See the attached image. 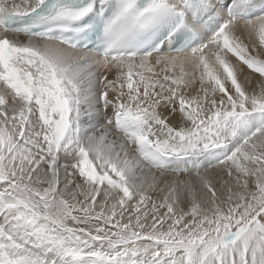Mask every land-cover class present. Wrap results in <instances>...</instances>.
<instances>
[{"label":"snow or ice","instance_id":"snow-or-ice-1","mask_svg":"<svg viewBox=\"0 0 264 264\" xmlns=\"http://www.w3.org/2000/svg\"><path fill=\"white\" fill-rule=\"evenodd\" d=\"M0 264H264V0H0Z\"/></svg>","mask_w":264,"mask_h":264}]
</instances>
